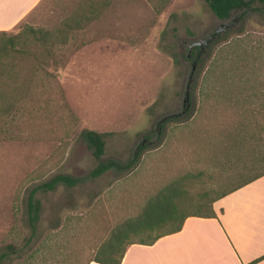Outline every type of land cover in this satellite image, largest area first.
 I'll return each instance as SVG.
<instances>
[{"label": "rangeland", "instance_id": "obj_1", "mask_svg": "<svg viewBox=\"0 0 264 264\" xmlns=\"http://www.w3.org/2000/svg\"><path fill=\"white\" fill-rule=\"evenodd\" d=\"M89 1L42 0L11 30L60 28ZM161 3L111 0L99 18L74 33L76 40L70 38L62 65L45 64L61 88L35 89L21 112L0 116V254L8 253L1 264L85 260L116 224L137 216L176 177L196 174L191 192L214 195L238 181L228 172L231 160L258 152L257 146L234 152L226 132L240 112L221 104L215 109L212 98L198 107L204 78L225 45L249 36L264 48V12L236 10L220 19L206 0ZM223 23L231 27L217 45L190 51L193 41ZM32 68L24 62L19 80H30ZM14 79L0 78V86ZM168 116L172 120L164 124ZM84 129L106 134L104 161L126 164L140 145L148 148L131 169L91 177L98 160L82 138ZM59 173L80 182L36 193L41 216L32 238L29 193Z\"/></svg>", "mask_w": 264, "mask_h": 264}, {"label": "trees", "instance_id": "obj_2", "mask_svg": "<svg viewBox=\"0 0 264 264\" xmlns=\"http://www.w3.org/2000/svg\"><path fill=\"white\" fill-rule=\"evenodd\" d=\"M206 1L220 19L230 18L236 10L264 12V0ZM167 2L168 0H162L161 6L164 7ZM110 3L111 0H90L57 29L23 25L16 31L0 30V78H15L12 82H2L3 85L0 86V116L21 112L26 97L35 89L61 88L55 74L46 71L45 64L53 60L54 65H62L67 60L65 46L70 38L76 40L74 33L99 18ZM228 32L229 29L224 34ZM223 37L218 35L209 48L217 45ZM84 44L86 41L83 40L81 44L76 43V47ZM194 49L200 47L195 46ZM222 51L220 57L212 62V67L204 78L205 87L202 89V101L199 100L198 109L201 111V103L205 99L212 98L215 109L221 104L227 109L240 112L241 118L237 125L226 132L234 144V152L255 146L258 147V152L247 160L229 162L228 172H231V178L238 176L237 183L229 189H217L214 195L207 190L194 194L190 189V181L197 177L196 174L186 173L176 177L151 196L137 216L116 224L87 259L75 257L70 264H90L92 261L122 264L130 244H154L159 238L180 231L190 216L216 217L213 208L215 201L264 175V48L256 44L252 37L242 36L230 41ZM24 62L33 67V77L30 80L24 77L20 81ZM46 78L49 81L47 83L44 82ZM39 79L40 82H37ZM170 120L172 116H168L163 123ZM81 135L98 160L97 166L90 173L91 177H98L110 169H131L148 148L147 145H140L134 157L126 164L115 160L104 161L102 157L106 149V134L84 129ZM79 182L77 177L59 173L30 191L27 205L32 238L37 234L41 216V201L36 198V193L41 189L55 190L59 184L73 187ZM8 247L13 246L10 244ZM17 252L11 248V253ZM7 255L6 252L0 254V264Z\"/></svg>", "mask_w": 264, "mask_h": 264}, {"label": "crops", "instance_id": "obj_3", "mask_svg": "<svg viewBox=\"0 0 264 264\" xmlns=\"http://www.w3.org/2000/svg\"><path fill=\"white\" fill-rule=\"evenodd\" d=\"M41 1L0 0V30L16 27ZM213 208L216 217L190 216L154 244H130L122 264H264V175Z\"/></svg>", "mask_w": 264, "mask_h": 264}, {"label": "water", "instance_id": "obj_4", "mask_svg": "<svg viewBox=\"0 0 264 264\" xmlns=\"http://www.w3.org/2000/svg\"><path fill=\"white\" fill-rule=\"evenodd\" d=\"M230 24L229 23H223L218 25L215 30L208 35L207 37L201 39V40H196L193 41L190 44V49L195 47V46H202L205 45V48L203 49V51L206 49V47H208L213 41H215L218 37V35H223L229 28H230ZM190 84L191 81L189 82V86L188 89H190ZM190 95V90L187 91L186 96L188 97Z\"/></svg>", "mask_w": 264, "mask_h": 264}, {"label": "flooded vegetation", "instance_id": "obj_5", "mask_svg": "<svg viewBox=\"0 0 264 264\" xmlns=\"http://www.w3.org/2000/svg\"><path fill=\"white\" fill-rule=\"evenodd\" d=\"M200 49L203 51V49L205 48V45H202V46H199ZM190 48V47H189ZM194 48V47H193ZM193 48L190 49V51L192 52L193 51ZM188 56L190 57L191 54H188Z\"/></svg>", "mask_w": 264, "mask_h": 264}]
</instances>
